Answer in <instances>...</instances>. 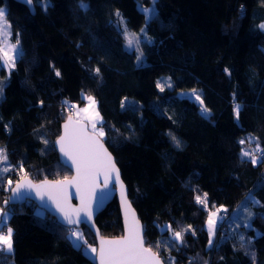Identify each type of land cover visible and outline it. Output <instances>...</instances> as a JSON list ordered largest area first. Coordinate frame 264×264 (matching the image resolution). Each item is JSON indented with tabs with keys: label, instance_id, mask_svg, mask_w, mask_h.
Segmentation results:
<instances>
[{
	"label": "trees",
	"instance_id": "16d2710c",
	"mask_svg": "<svg viewBox=\"0 0 264 264\" xmlns=\"http://www.w3.org/2000/svg\"><path fill=\"white\" fill-rule=\"evenodd\" d=\"M33 1L35 13L0 0L22 46L9 75L0 65V145L9 164L22 162L36 181L71 176L54 140L71 113L67 106L79 108L92 96L146 246L166 264H264V0H194L189 7L155 0L142 65L125 47V30L141 29L146 17L138 5L151 0H84L87 10L81 0H46V9ZM164 75L173 84L161 91ZM197 87L208 115L176 92ZM21 174H0V208L11 210L7 223L14 230L13 252H0V264H97L89 226L76 227L84 237L77 247L70 227L34 201L4 204L7 179L15 183ZM204 193L207 207L195 201ZM249 194L259 202L251 203V225L232 234L228 219ZM221 206L227 216L218 220L210 246L208 212ZM95 222L103 236L123 233L116 197ZM188 226L183 243L175 240L172 231Z\"/></svg>",
	"mask_w": 264,
	"mask_h": 264
},
{
	"label": "snow or ice",
	"instance_id": "6c2138e0",
	"mask_svg": "<svg viewBox=\"0 0 264 264\" xmlns=\"http://www.w3.org/2000/svg\"><path fill=\"white\" fill-rule=\"evenodd\" d=\"M25 2L31 5L32 0H25ZM154 3L155 0H153V5ZM41 6L46 9V0H41ZM80 6L84 10L88 8L84 0H81ZM141 10L149 17L154 16L156 13L154 6L147 9L142 7ZM5 15L6 10L0 8V65H6L8 69H13L16 67V60L22 55V51L19 48V39L15 43H11V26L6 24ZM116 15L120 17L121 21L123 20V17L118 11ZM260 27L264 28V24L260 25ZM143 31L144 29H141V32ZM125 34L128 36L127 45L129 47L138 45L139 37L136 33L126 32ZM141 56H137L138 61L141 59ZM95 71L99 73L100 69L97 68ZM55 74L59 76V70H56ZM168 79L170 81L171 78ZM158 86L160 85L158 84ZM169 86H171L170 83ZM161 91H163V87H161ZM191 99L200 105L203 113L210 111L204 106V102L196 89L191 90ZM86 100L87 106L76 113L80 119L74 122L70 115L68 121L64 124V135L59 138L60 150L75 165L76 176L71 179L68 177L56 181H48L45 179L40 183H34L28 178L27 173L24 172L22 162L18 166L9 164L7 150L4 148H0V174L18 170L22 174L15 181L14 187L12 179H7V185L11 191L17 195L21 194L22 190H27L29 193L34 191L41 200L47 197L54 202L55 207L62 214L63 219L73 225H78L82 222L87 223L91 219L93 215V203L96 200V188L100 186V183L104 187H107L113 174H115V179L120 184L121 199L125 208L127 235L112 239L101 237L99 250L97 251L96 248H92L90 245L88 246L89 249L91 252L97 253L100 264H163L158 254L144 245L142 227L135 218L134 212H130V204L126 198L123 182L119 180V169L116 168L111 154L108 153L101 142L105 132L103 127L97 128V124L102 122V117H100L99 112L95 109L94 98L92 96H86ZM240 107L239 104H236L234 108L237 117H239ZM85 121L91 124L90 133L85 131L87 128ZM172 140L179 147L180 141L175 136H172ZM242 155L250 156L253 163L257 162L256 155L252 152L245 151ZM101 174L104 177L102 182L100 181ZM73 185L76 188V193L79 195V207H74L69 202V187ZM207 195V193H204L202 196L197 195L195 197L196 203L207 207ZM246 199L252 204L259 203L252 194H249ZM8 203L9 200L4 201L5 205ZM222 211H226L223 206L217 208L215 211L209 210L208 212L207 228L209 231L210 238L208 243L210 246L213 245L212 237L216 234L218 220L222 219L219 216V213ZM243 211L246 214L244 217L245 226H250L253 213L247 206L244 207ZM11 214V210L5 211V208H0V252H13L14 230L7 223ZM168 227L170 228L171 226L169 225ZM4 228L7 229L6 232ZM190 228L191 226H188L187 229H182L181 231H172V236L175 240L183 243L182 233L188 231ZM70 237L74 241V246H83L80 243L83 237L78 230L70 231ZM157 247H159V244H157Z\"/></svg>",
	"mask_w": 264,
	"mask_h": 264
},
{
	"label": "water",
	"instance_id": "95a60500",
	"mask_svg": "<svg viewBox=\"0 0 264 264\" xmlns=\"http://www.w3.org/2000/svg\"><path fill=\"white\" fill-rule=\"evenodd\" d=\"M17 2H22L25 5H27V7L29 8L30 12L35 13V4L34 1L32 0L31 5H29L28 3L25 2V0H15ZM72 116L73 121H77L79 120L78 118L75 117L74 114L72 113H68L65 117V120L61 122L60 125V134L58 135V137L54 140V147L56 149V152H58L59 155V160L60 162H62L65 166H67L70 170H71V176H68L69 179H71L72 177L76 176V168L75 165L71 162V160L60 150V143H59V138L64 135V124L68 121L69 116ZM85 124L87 125V128L85 129V131L89 132L91 131V129L89 128V123L88 121H85ZM101 142L103 143L104 148L108 151V153L111 154L115 166L117 169H119L117 162L115 160V157L111 151V149L108 148L106 142L104 139L101 140ZM28 178L33 181L34 183H40L41 181H44L45 179H39V181L34 180L31 176L28 175ZM103 174H101L100 176V181H103ZM64 179V177H61L60 179H47L48 181H56V180H62ZM18 180V179H17ZM119 180L123 182L125 191H126V198L127 201L130 204V212H134L135 214V218L139 221L141 227H142V236L144 239V224L142 223L141 219L139 218L138 213L135 210V207L133 205V202H131L130 198H129V192H128V186L125 183V181L122 180L121 177V170L119 169ZM15 183H13V187H14ZM69 195H70V204L74 207H79L80 206V199H79V195L76 193V188L75 186H70L69 187ZM96 200L93 203V215L91 217V219L87 222V223H80L78 225H73V224H69L67 223L64 219L62 214L59 212V210L55 207V204L52 200L48 199L47 197L44 200H41L39 196H37L35 194L34 191H32L31 193H29L27 190H22L21 194L17 195L15 193H13L11 191V189H9V194H8V200L10 204H18V203H22L25 202L27 200H32L34 201V203L37 204L38 207H42L44 210H46L50 215L54 216L57 218V220L63 225L65 226H69V227H81V225H86L89 226V228L91 229V231L93 232V234L95 235V237L97 238V251L99 250L100 247V238L104 237L105 239H112V238H120L122 236H126L127 235V221L125 218V208H124V203L121 199V192H120V184L116 181L115 179V174H113L112 179L110 180L109 184L107 187H104L102 183H100V186L96 188ZM116 197L117 203L119 204V214L121 215V221L123 224V233L117 236H103L100 234V229L99 227L96 225L95 219L97 214L102 211L106 205L108 204V202L112 201L114 198ZM83 215V214H81ZM145 245V244H144ZM145 247H148L145 245ZM151 248V247H149ZM153 250V252H156L153 248H151ZM157 253V252H156ZM158 254V253H157ZM159 259L163 262V264H166L163 257H161V255L158 254ZM95 258H96V263L100 264L99 262V257L97 255V253L95 254Z\"/></svg>",
	"mask_w": 264,
	"mask_h": 264
},
{
	"label": "rangeland",
	"instance_id": "374dc122",
	"mask_svg": "<svg viewBox=\"0 0 264 264\" xmlns=\"http://www.w3.org/2000/svg\"><path fill=\"white\" fill-rule=\"evenodd\" d=\"M168 1H172L174 4H176V5H178V6H180V7H183V6H188V5H192L190 2H191V0H168ZM154 5H153V0H151V3H150V5H148V6H144V5H142L141 3H139V5H138V7H140V8H145V9H147V8H152ZM155 7V6H154ZM189 7V6H188ZM0 8H4L5 10H6V6H0ZM155 10H156V8H155ZM145 17H146V21H145V24L141 27V29H144V31L143 32H141V29L139 30V31H133V30H131V29H129V30H125V33L126 32H132V33H136L137 35H138V37H139V43H138V45H133V47H129L128 45H127V39H128V36L125 34V36H126V42H125V47L128 49V50H135L136 51V54H137V56H141V53H142V56H141V59L138 61L137 60V56H136V61H137V64H139V65H142L143 63H146L147 61H146V59H145V54H144V51L142 50V43L143 42H145V41H150L151 39H149V37H148V33H147V28H146V25H147V23L150 21V19H151V16L149 17V16H146L145 15ZM5 22H6V24H8V25H10L11 26V28H10V31H11V43H15L16 42V38L14 37V34H13V29H12V24L9 22V20H8V18H7V12H6V15H5ZM20 42V41H19ZM19 48H20V50H22V46L20 45V43H19ZM5 68H6V72H7V75H9V73H10V71L12 70V69H8V67L6 66V65H3ZM168 78H170L168 75H164V76H161V77H159V79H158V84L160 85V86H158L159 88H160V90H161V87H163V85L164 84H168L169 85V83L172 85L173 84V81L170 79V81H169V79ZM4 84H5V78L4 77H0V89H2V91H0V101H1V98H3V94H4V88H3V86H4ZM193 89H196L197 90V92L200 94V96H201V91H200V88H193ZM191 90L192 89H178L176 92H178V95L180 96V97H189V98H191ZM202 98V97H201ZM130 101V100H129ZM136 101V100H135ZM236 104H239V103H234V108H235V105ZM240 105V104H239ZM87 106V101H86V103L83 105V106H80L79 107V110L80 109H83V108H85ZM205 106V105H204ZM199 108H200V105H199ZM95 109H96V111H98V109H97V106H96V103H95ZM79 110H76V112H73V114L75 115V117L76 118H80L79 116H77L76 115V113L79 111ZM200 111H201V108H200ZM233 111H234V109H233ZM202 112V111H201ZM205 115H208L209 114V112L208 113H204ZM234 118H235V121L236 122H239V118L235 115V111H234ZM89 123V128L91 129V124H90V122H88ZM97 128H100V126L97 124ZM0 148H2V146L0 145ZM246 151V149L245 148H243V151H242V153L243 152H245ZM247 197V196H246ZM245 206H247L248 207V209L253 213V210H252V208H251V203L249 202V200H247L246 198L244 199V201H242L241 203H239V205H237V207H236V209H235V211L233 212V214L230 216V218L228 219V223H227V225H228V230H230V233H232V234H236L237 232H240V230H239V228L241 227V226H245V219H244V217H245V213H244V211H243V209H244V207ZM215 211V210H214ZM250 225H251V220H250ZM217 232V231H216ZM82 237H83V235H82ZM83 239H84V237H83ZM89 248V247H88ZM92 248H96L97 249V247H92ZM90 250V249H89ZM90 253L92 254V255H95L96 253H93V252H91V250H90ZM10 264H14L13 263V261L12 262H10Z\"/></svg>",
	"mask_w": 264,
	"mask_h": 264
},
{
	"label": "built area",
	"instance_id": "2783aa9c",
	"mask_svg": "<svg viewBox=\"0 0 264 264\" xmlns=\"http://www.w3.org/2000/svg\"><path fill=\"white\" fill-rule=\"evenodd\" d=\"M66 109H68L70 112H76V110H79V108L77 107L76 104H69ZM219 216L222 217V222H223V220L225 221V217L227 216V210L226 211H222L221 213H219ZM4 231L6 232L7 230L4 229ZM70 231H75V227H70L69 228V233H70ZM220 231L222 233L225 232V231H223V229L222 230L220 229Z\"/></svg>",
	"mask_w": 264,
	"mask_h": 264
},
{
	"label": "crops",
	"instance_id": "0c3cea01",
	"mask_svg": "<svg viewBox=\"0 0 264 264\" xmlns=\"http://www.w3.org/2000/svg\"><path fill=\"white\" fill-rule=\"evenodd\" d=\"M193 1H194V0H191L190 3H191L192 5H189V6H193ZM185 6H186V5H185ZM262 24H264V20H262L261 25H262ZM98 124H100V123H98Z\"/></svg>",
	"mask_w": 264,
	"mask_h": 264
}]
</instances>
